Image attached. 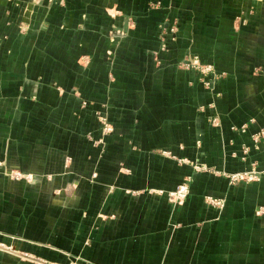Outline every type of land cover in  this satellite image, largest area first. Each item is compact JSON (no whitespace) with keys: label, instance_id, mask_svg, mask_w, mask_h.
Here are the masks:
<instances>
[{"label":"crops","instance_id":"1","mask_svg":"<svg viewBox=\"0 0 264 264\" xmlns=\"http://www.w3.org/2000/svg\"><path fill=\"white\" fill-rule=\"evenodd\" d=\"M262 170L264 0H0V264H264Z\"/></svg>","mask_w":264,"mask_h":264},{"label":"built area","instance_id":"2","mask_svg":"<svg viewBox=\"0 0 264 264\" xmlns=\"http://www.w3.org/2000/svg\"><path fill=\"white\" fill-rule=\"evenodd\" d=\"M192 65H194V67L199 68V71L201 72V76H202V78H201L202 83L206 86H210L211 83L213 82V78L211 79L208 75L213 74L211 72L212 68L210 66L203 65L202 63H200L196 59H194V61L192 62ZM213 75L215 78L216 75L215 74H213ZM105 128H106V130L108 129L107 125ZM260 175H264V170L253 171L252 173H247V174L232 175L230 177V179H231V181H240V180H244V179L248 180V179L260 176ZM189 193H190V186H189V181L187 180V181L181 183L177 187V189L170 192L169 195L175 204H179V203H183L187 200ZM213 202H215L216 204H219L218 201L213 200Z\"/></svg>","mask_w":264,"mask_h":264},{"label":"rangeland","instance_id":"3","mask_svg":"<svg viewBox=\"0 0 264 264\" xmlns=\"http://www.w3.org/2000/svg\"><path fill=\"white\" fill-rule=\"evenodd\" d=\"M108 130V129H107ZM0 249L1 250H6V251H8V252H11V253H16L15 251H13V250H10V249H6V248H4V247H2V246H0ZM17 254V253H16ZM41 264V263H40ZM43 264H46V263H43Z\"/></svg>","mask_w":264,"mask_h":264}]
</instances>
